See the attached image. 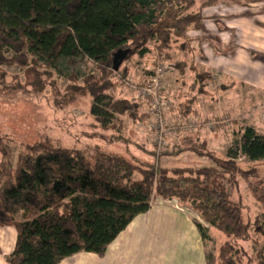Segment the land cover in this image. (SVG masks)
Listing matches in <instances>:
<instances>
[{
    "label": "trees",
    "instance_id": "trees-1",
    "mask_svg": "<svg viewBox=\"0 0 264 264\" xmlns=\"http://www.w3.org/2000/svg\"><path fill=\"white\" fill-rule=\"evenodd\" d=\"M222 1L234 2L204 0L194 11L196 0H0V66L30 63L59 72L66 63L86 59L98 76L82 78L78 91L91 98L90 114L96 122L105 129L113 116L142 121L150 115L140 114V103L112 96L129 81L131 70L125 64L155 52L167 62H172L173 51L194 56L187 31L199 28L203 8ZM6 53L15 58H5ZM172 67L183 75L186 64L177 61ZM142 100L149 106L148 99ZM196 141L185 137L182 144L187 147L165 148L158 157L154 147L148 152L151 163L99 150L86 157L77 149L35 143L25 145L13 165L11 148L0 138V229L16 232L6 263L59 264L79 253L101 257L135 218L150 210L151 201L159 199L175 200L193 212L202 241H211V229L224 237L216 264H264V193L255 197L263 221L250 222L239 184L256 176L254 169L243 170L236 162L239 155L249 162L264 161V135L243 129L225 159L199 149ZM184 153L209 165L163 164ZM251 229L263 242L254 255L244 248L252 241Z\"/></svg>",
    "mask_w": 264,
    "mask_h": 264
},
{
    "label": "rangeland",
    "instance_id": "rangeland-1",
    "mask_svg": "<svg viewBox=\"0 0 264 264\" xmlns=\"http://www.w3.org/2000/svg\"><path fill=\"white\" fill-rule=\"evenodd\" d=\"M196 1L194 11L204 0ZM218 4H253L252 11L254 13L259 14L260 11H264V0L222 1ZM261 27L264 28V24H261ZM191 30L194 29L187 32ZM153 47L154 43L151 44V48ZM181 55V53L173 51L171 53L172 62H167L163 59V54L155 52L141 61L132 59L125 64L131 70L129 81L136 85L140 83L141 78H146L145 73L151 74L158 66L163 67L168 73L167 78L163 80L161 89L157 92L158 98L166 103L163 115L166 136L160 137L161 148L159 149L155 145L159 143V135L153 128L152 119L132 121L127 116H113L107 128L103 129L91 116L92 100L89 96L81 94L78 89L82 86V78L98 76L96 66L92 62L78 59L73 64H64L59 72L30 63L25 67H20L17 64L0 66V138L5 139L11 148L12 164L15 165L18 154L24 152L25 145L35 143L60 146L63 149H77L86 157L93 155L95 150H99L103 153L117 154L129 160L151 163L153 157L148 152L154 147H156L155 152L158 157L165 148L170 151L177 149L179 145L172 148L176 144L187 147V144H182L181 140L192 136H198L196 145L199 146V149L210 151L219 158L225 159L235 136L240 134L243 129L252 128L256 133L264 135V90L248 86L244 89L234 90L231 88V90H227V96L224 95L225 98L222 97L218 102L223 87L219 86L212 74L194 67L192 60L195 56L185 57L186 62H189L184 67L186 68L184 71L194 72L196 87L189 88L191 94L178 106L175 95L179 93L176 90L177 87L173 85L175 79L172 75L174 69L172 65L177 62L175 59ZM4 56L7 59L15 58L11 53H6ZM169 71L172 72L171 76ZM68 76L73 78L76 76L77 80L68 79ZM201 80L206 85L201 84ZM126 83L114 92V96L129 98L133 101L138 100L137 102L142 104L139 101L142 100L141 98L134 100L136 93L131 92ZM193 97L195 101L192 103V108L191 106L188 108ZM205 98L204 104L198 103ZM233 100H238V104L235 105ZM148 105L150 106V103ZM149 106L141 107L139 112L149 111ZM232 108L237 109L235 114ZM180 118L184 121L179 122ZM113 136H121L120 142L107 144L103 141V139L107 140ZM163 141L164 145L162 146ZM170 160L163 164L169 167H206L209 165L205 159L189 153ZM236 162L243 170L254 169L256 177L247 182L240 181L239 193L245 206V217L250 222L255 219L262 222L263 208L255 200V197L264 193V161L249 162L239 155ZM226 189L231 190L228 186ZM230 192L236 199L238 195L232 190ZM170 202L173 206L171 207L174 211L173 215H168L161 209L164 203L169 202L153 199L150 214L156 216L151 220L163 215L161 218L164 219V224L171 226L167 232L168 236H176L179 238L178 240L198 241L200 235L198 236L199 233L197 234L198 231L195 228V223L198 221L197 216L186 207L179 205L177 201ZM17 220H22L20 214L17 216ZM146 234L144 233V236ZM209 235L211 241L207 242V245L201 246L199 243L200 254L198 257L203 259V264H216L217 249L224 237L212 229ZM251 238L252 241L244 248L254 255L262 248L263 242L254 229H251ZM15 240L16 232L12 227L0 229V264H7L5 257L11 254Z\"/></svg>",
    "mask_w": 264,
    "mask_h": 264
},
{
    "label": "crops",
    "instance_id": "crops-1",
    "mask_svg": "<svg viewBox=\"0 0 264 264\" xmlns=\"http://www.w3.org/2000/svg\"><path fill=\"white\" fill-rule=\"evenodd\" d=\"M252 7L253 4H217L205 7L201 11L202 20L199 28L185 35V38L193 41L191 48L194 49L195 57L190 60L193 61L194 67L212 74L219 86L223 87L224 92L222 91L218 102L219 99L227 96V90L231 88L244 89L248 86L264 90V28L261 27V24H264V11L256 14L252 11ZM185 57L190 56L182 54L175 61L180 60L187 64L189 61L186 62ZM171 73L169 71V75ZM176 73L177 70L173 69L172 75L175 79L173 85L177 87L179 93L174 95L177 105L180 106L181 102L191 94L189 88L195 84L196 78L194 72L184 71L183 75L178 73V76ZM151 74L145 73L146 78H141L137 85H143ZM200 83L206 85L203 80ZM114 92L112 93L114 98H121L114 96ZM205 100L206 98L201 99L198 103L204 104ZM233 101L235 105L238 104V100ZM141 102L140 108L147 107L143 100ZM232 110L234 114L237 112L236 108ZM140 114L149 115V111H141ZM178 121L184 119L180 118ZM191 138L197 139L198 136ZM178 145L181 144H176L172 148ZM170 203H164L161 208L162 212L168 215L174 214ZM154 216L156 215H151L149 210L146 214L135 218L108 246L103 256L79 253L64 259L59 264H203V259L198 257L199 243L203 246L207 245V242L202 241L201 238L192 242L178 240L176 236H168L167 232L171 226L164 224V219L161 218L163 215L151 220ZM144 233H147L146 236Z\"/></svg>",
    "mask_w": 264,
    "mask_h": 264
},
{
    "label": "built area",
    "instance_id": "built-area-1",
    "mask_svg": "<svg viewBox=\"0 0 264 264\" xmlns=\"http://www.w3.org/2000/svg\"><path fill=\"white\" fill-rule=\"evenodd\" d=\"M167 74L168 73L165 72V69L163 67L158 66L143 85H136L134 83H131L130 81L126 83V86L129 88V90L136 93V99L141 98L148 99L150 101L149 115L153 120V128L156 134L159 135V143L155 144L158 149L161 148L160 137H164L166 133L164 132L165 128L163 127V115L166 109V103L158 98L157 92L161 89L162 83H164L163 80L166 78ZM157 141L158 140L156 137V142ZM163 143L164 141L161 144L162 146L164 145Z\"/></svg>",
    "mask_w": 264,
    "mask_h": 264
}]
</instances>
